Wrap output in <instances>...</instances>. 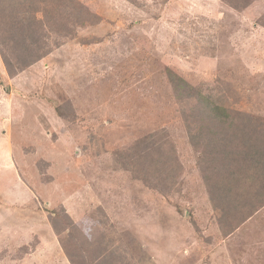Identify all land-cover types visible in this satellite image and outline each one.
<instances>
[{"label": "rangeland", "instance_id": "1", "mask_svg": "<svg viewBox=\"0 0 264 264\" xmlns=\"http://www.w3.org/2000/svg\"><path fill=\"white\" fill-rule=\"evenodd\" d=\"M73 1L93 24L16 75L0 55V264H264V205L229 229L252 184L214 209L162 73L264 124V0Z\"/></svg>", "mask_w": 264, "mask_h": 264}, {"label": "trees", "instance_id": "2", "mask_svg": "<svg viewBox=\"0 0 264 264\" xmlns=\"http://www.w3.org/2000/svg\"><path fill=\"white\" fill-rule=\"evenodd\" d=\"M222 1L235 10L242 9L247 3L246 0L243 4L240 0ZM16 3L20 8L18 5L15 8ZM17 13L22 17L18 18ZM93 18L96 17L86 7L73 0H0V55L7 73L16 75L17 71L48 54V30L68 38L74 28L93 24ZM162 73L174 100L187 105L186 111H181L182 121L188 140L199 155L200 169L210 189L214 209L220 210L225 198H229L228 194L237 191L243 182L252 184L254 200L246 213L239 216L234 226L229 218L226 222L233 230L264 205V124L259 118L234 110L218 87L193 86L168 67H164ZM56 112L62 116L60 110L56 109ZM252 194L247 197L251 199ZM256 198L259 201L254 203ZM230 207L240 209L242 206L230 201L225 206V215ZM61 221L65 223L69 217L62 215L50 219L57 236V224ZM226 223L222 224L225 226ZM61 246L63 248L62 243ZM69 260L73 264L71 257Z\"/></svg>", "mask_w": 264, "mask_h": 264}]
</instances>
